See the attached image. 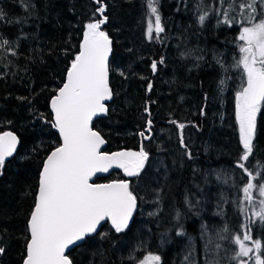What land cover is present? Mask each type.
I'll return each mask as SVG.
<instances>
[{"label": "trees", "instance_id": "16d2710c", "mask_svg": "<svg viewBox=\"0 0 264 264\" xmlns=\"http://www.w3.org/2000/svg\"><path fill=\"white\" fill-rule=\"evenodd\" d=\"M186 1L183 6L181 0H158L165 31L159 40H148L145 0H103L108 20L102 30L112 40L109 85L113 98L109 113L95 121L93 128L107 141L104 151H138L143 142L149 160L139 177L125 179L112 173L95 180L102 184L131 181L138 196L136 212L125 231L117 233L106 222L70 250L73 264H136L146 253L159 255L161 264H184L182 258L192 250L196 264H205L202 223L208 222L206 213L214 202L210 194L214 185L206 176L220 169L233 171L238 188L248 180L237 167L242 147L235 96L241 77L231 67L241 55L240 25L218 24L214 13L201 25L199 15L218 7L216 0ZM97 7L94 0H0L4 12L0 39L9 41L0 48V134L10 131L20 141L15 157L5 161L0 175V247L5 249L0 264H23L41 167L60 144L51 124L50 101L65 82L86 24L99 19V14L94 16ZM153 61L157 62L155 72ZM149 119L151 132H146ZM171 121L185 125L184 143L191 158L181 147L177 124ZM142 131L151 139H143ZM155 160L165 170L162 181L156 180ZM245 164L264 175V106L257 116L253 153ZM157 193L163 201L162 213L144 224L142 205ZM254 195L258 210L261 197L258 192ZM226 210L240 220L230 204ZM181 231L183 235L178 234ZM252 236L263 241L264 226L258 220L252 225ZM185 237L191 242L186 253Z\"/></svg>", "mask_w": 264, "mask_h": 264}, {"label": "snow or ice", "instance_id": "6c2138e0", "mask_svg": "<svg viewBox=\"0 0 264 264\" xmlns=\"http://www.w3.org/2000/svg\"><path fill=\"white\" fill-rule=\"evenodd\" d=\"M94 2L98 5L94 16L99 14V19L86 24L79 51L67 68L65 82L50 101L53 112L51 124L58 130L62 141L47 155L41 167L35 202L28 218L29 235L26 237L28 242L23 264H73L66 254L70 246L78 245L96 234L105 220H110L117 233L125 231L137 208L138 196L131 187V181L92 182L97 173H106L114 167L122 169L127 177H139L149 160V152L145 150L143 142L138 151H101L107 141L99 131L94 130L93 120L109 113L106 102L113 98L109 85L112 40L102 30V25L108 20L104 15L107 5L103 0ZM258 3L260 9L257 8ZM145 4L148 9L147 39L159 40L165 29L158 13V0H145ZM216 4L218 7L213 6L199 15L198 21L203 25L209 15L214 13L219 18L218 24L230 27L240 25L237 46L241 55L231 67L242 70L244 77V83L235 96V107L242 144L237 167L248 177L242 188L246 206H240L245 222L241 224L242 230L231 236L230 242L235 247L229 257V264H264V256L261 255L264 242L252 236V225L257 220L264 226V182H253L258 178L264 180V175L261 170L255 173L250 171L245 164L253 153L257 115L264 106V0H216ZM258 15L261 16L259 20ZM3 16V10H0V19ZM8 45L9 41L0 39V48ZM163 62L162 59L159 61L160 64ZM217 62L221 63L219 60ZM151 69L153 72L157 70V62H152ZM220 83L224 85L225 80ZM151 89L152 84L149 83L148 91ZM145 111H148L147 107ZM171 123L177 124L181 147L191 158V152L184 143L185 125L176 121ZM151 125L149 119L146 132H151ZM139 135L143 139H151L145 131ZM19 143V138L10 131L0 134V175L3 174L6 159L13 156ZM256 192L261 197L258 210ZM185 203L192 207L187 197ZM176 217L179 219V211ZM229 231L225 225L215 237L209 238L205 251L214 253V256L211 260L206 258L205 264H221L223 245L214 243V240L229 239L226 235ZM178 234L184 233L181 231ZM4 251L0 247V254ZM185 260L188 264H196L194 250L189 252ZM138 264H161V257L149 253Z\"/></svg>", "mask_w": 264, "mask_h": 264}, {"label": "rangeland", "instance_id": "374dc122", "mask_svg": "<svg viewBox=\"0 0 264 264\" xmlns=\"http://www.w3.org/2000/svg\"><path fill=\"white\" fill-rule=\"evenodd\" d=\"M186 0H181V3L183 6L186 5ZM257 6L261 8V5L258 3ZM238 25V24H234ZM235 69V68H234ZM237 73L241 77V84L240 89L244 83V77L242 74V70H237ZM258 116V115H257ZM235 118H236V107H235ZM237 128H238V134H239V123L236 118ZM240 139V138H239ZM241 144V142H240ZM242 147V144H241ZM154 173L157 174V181H162V177L165 174V170L162 168V163L160 160H155L153 164ZM125 179H132L134 177H127L123 170L119 172ZM234 172L226 169H220L214 172H210L208 176H206V179H208L209 182H211L214 185V188H210L211 190V197L213 198L212 203V209L210 212H207L206 215L208 216L209 220L207 223H202V230H203V240L205 243V246L209 240L210 237H215L217 232L222 229L225 225L228 226L230 229L228 235L229 239L222 240V241H216L214 240V243H221L223 245V249L220 253V259L221 264H229V257L232 253V250L234 249V245L230 242L232 234L236 232H240L241 224L243 223L242 220L245 221L244 215L240 211V206H246L245 202L243 201V192L242 188H238L234 181ZM208 182V184H209ZM210 196V195H209ZM231 205L233 209V214H236L237 216L240 214V220L233 219L232 216L228 215V212L226 210V207L228 205ZM142 214L144 217V224H147L151 221L153 218H157L159 214L162 213V207H163V201L159 194V200L157 201V194L154 195V197L150 200L145 201V203L142 205ZM149 213H156L154 215H149ZM249 215H251V209H249ZM242 219V220H241ZM158 220L155 219L154 223L158 224ZM255 225V224H254ZM207 229V231H205ZM257 233L256 235L260 236V230L258 227H256ZM256 237L255 239H257ZM184 243V253L186 251H189V247L191 246V242L188 238H183ZM260 240V239H259ZM264 242V236L263 241ZM211 247V246H210ZM149 253L144 254L140 260H142L146 255ZM204 255L205 259H213L214 253L206 252L204 247ZM261 255L264 256V249L261 251ZM185 257L187 254L184 255ZM185 257L183 259L184 264H188V261L185 260ZM139 262V261H138ZM138 262L136 264H138Z\"/></svg>", "mask_w": 264, "mask_h": 264}, {"label": "water", "instance_id": "95a60500", "mask_svg": "<svg viewBox=\"0 0 264 264\" xmlns=\"http://www.w3.org/2000/svg\"><path fill=\"white\" fill-rule=\"evenodd\" d=\"M111 55H112V53H111ZM111 55H110V57H109V63H110ZM110 102H111V101H108V102H106V103L109 105ZM50 114H51V116H52V120H53V112H52V110H51V106H50ZM105 116H106V115H102V116H98V117L94 118L93 123H94L95 121L99 120V119L104 118ZM56 131H57V133H58L59 141H60V143H61L62 138L60 137L59 132H58L57 129H56ZM18 147H19V144H18L17 149H16V152L13 154V156L7 158L6 161H7V160H10V159H13V158L15 157V155H16V153H17V151H18ZM105 147H106L105 145L102 146V148H101V151H102V152L105 150ZM121 170H122V169H118V168H115V167H114V168L109 169V171L106 172V173H97V174L92 178V182H95V180L100 179V178H106V177H108V176H109L110 174H112V173H119ZM135 212H136V211H135ZM135 212L133 213V217H134V215H135ZM133 217H132V219H133ZM106 222L109 223V224L111 225L110 220H105V221H102V222H101V225L99 226V228H100L104 223H106ZM131 222H132V220L130 221L129 225L131 224ZM111 226H112V225H111ZM112 227H113V226H112ZM99 228H98V230H99ZM113 228H114V227H113ZM98 230H97V231H98ZM93 235H94V234H93ZM93 235H92V236H93ZM81 243H82V242H80L78 245H80ZM78 245L70 246V248H69V250L67 251L66 254L68 255L69 251L72 250L73 248H75V247L78 246Z\"/></svg>", "mask_w": 264, "mask_h": 264}, {"label": "bare ground", "instance_id": "6f19581e", "mask_svg": "<svg viewBox=\"0 0 264 264\" xmlns=\"http://www.w3.org/2000/svg\"><path fill=\"white\" fill-rule=\"evenodd\" d=\"M169 39V38H168Z\"/></svg>", "mask_w": 264, "mask_h": 264}]
</instances>
